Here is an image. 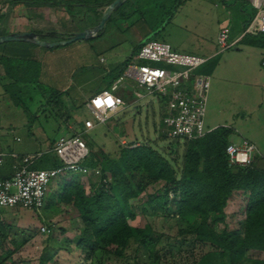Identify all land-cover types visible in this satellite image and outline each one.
Instances as JSON below:
<instances>
[{"label":"rangeland","instance_id":"1","mask_svg":"<svg viewBox=\"0 0 264 264\" xmlns=\"http://www.w3.org/2000/svg\"><path fill=\"white\" fill-rule=\"evenodd\" d=\"M101 9L78 4L71 14H76L79 22L66 19L65 25H68L65 30L74 32L91 27L98 14H102ZM250 11V7H245L244 14L239 12L235 0H185L174 12L166 9L158 12L149 10L131 13L123 18L121 14H117L96 36L88 40L56 47L27 42H16L24 44L22 46L25 49L18 47L4 50L2 46L0 56L3 58L38 61L40 74L38 79L34 74H29L30 82H19L18 85L23 87L19 88L11 84L12 79L6 71V64L9 62L5 63L1 59L0 134L8 133L6 141L12 149L27 147L43 151V156L35 163L36 168L45 167V162L57 161L49 148L52 139L58 138L59 126L60 129L66 128V134H80L90 153L96 156L93 157L95 160H101L107 154L109 157L116 156L121 146L147 144L163 155L179 175L181 157L185 150L183 141L176 142L161 135V115L164 108L151 95L137 98L132 91L124 90L130 95H127L129 102L123 110L111 116L107 122L97 124L94 129L80 132L82 122L86 118H93L84 104L98 85L102 84L101 80L106 72L118 69L132 52L135 54V49L137 52L147 40L155 39L168 42L179 52L208 58L205 65L197 70L198 73L210 76L205 129L206 126H226L232 130L228 138L230 142L237 144L245 137L264 151V67L260 64L264 56V34L252 31L242 37L240 22ZM170 13L172 16L167 18ZM224 25L230 30L227 40L229 46L221 50L216 44V36L218 29ZM8 43L13 42L1 44ZM45 60L52 61L50 68L44 66L47 64L43 63ZM15 65L18 76H23L26 66L21 63ZM47 70L61 74L49 76ZM104 79L106 81L107 77ZM138 93L143 94L140 90ZM13 136H18L20 141H13ZM258 166L264 167V161H260ZM76 178L84 184L87 194L97 192L94 186L98 181L97 176L77 175ZM63 180L53 181L49 193L55 194L58 190L57 183ZM132 181L141 190L137 197L129 200L135 217L128 222L135 227L151 225L152 238L156 240L155 248L162 249L161 257L150 261L146 259V254L140 252L139 264H196L202 256L208 255L211 249L209 246L192 245L189 243L192 235L178 233L180 227L187 226L188 221L172 217L169 207L174 206L177 196L170 194L169 206L164 209L155 207L157 203L147 204L152 196L162 193L165 183H146L142 177H134ZM248 197V190H233L223 209L224 219L215 223L214 229L237 230L243 236ZM0 217L4 224L12 226H6L8 238L0 241V258L7 249L13 248L11 240H26L11 255L14 264L123 262V259L111 255L103 257L101 252L91 259H85L84 253L74 247L75 240L81 233L82 223L76 219L77 216L70 207L63 203L57 205L54 201L45 200L40 211L16 206L0 208ZM178 220L181 222L179 225ZM41 226H47L48 232L42 233ZM33 231H36V235ZM184 235L189 242L179 243V238ZM55 248L59 251L51 259H45V252L50 254ZM133 250L132 246L126 251L130 260L134 255ZM249 253L238 263L254 264L253 260L264 262V257L261 256V260L252 251ZM207 260L216 263L219 258L210 254Z\"/></svg>","mask_w":264,"mask_h":264},{"label":"trees","instance_id":"2","mask_svg":"<svg viewBox=\"0 0 264 264\" xmlns=\"http://www.w3.org/2000/svg\"><path fill=\"white\" fill-rule=\"evenodd\" d=\"M112 1L100 0L86 5L103 9ZM184 1L126 0L110 14L105 25L117 14H121L123 18L130 16L131 13L149 10L158 12L166 9L169 12L170 10L174 12ZM235 2L238 3V11L242 14L245 13V7L251 9L241 22V28L244 29L250 22L254 9L248 4L247 0H235ZM52 3L64 5L69 10L74 6L70 2L52 1ZM100 16L101 14H98L91 27L99 22ZM171 16L172 14L167 18ZM73 19L79 22L77 17ZM2 34L0 33V35ZM37 34L40 39L48 42L66 37V35L55 31ZM242 37L244 38L245 35ZM5 45L0 44V47ZM134 52L136 54V49ZM135 54L132 52L125 62ZM1 59L5 63L9 62V64H6V71L12 79L11 84L23 88L18 83L30 82L29 74H34L38 79L40 74L38 61L30 59L13 61L0 56V61ZM130 61L126 64L125 62L122 63L116 70L110 69V72H106L101 80L103 81L102 84L98 85L94 94L103 89H109ZM16 63L24 64L27 68L21 77L18 76L17 68L14 66ZM105 77H107L106 81H104ZM117 93L123 95L124 99L129 102L127 95L130 94L125 93L124 90ZM81 127L83 128V122ZM231 133L230 128L218 126L207 131L201 137L183 140L185 150L181 157L182 165L178 170L179 175L176 174L177 171L163 155L147 144L121 146L116 156L109 157L107 154L101 160H95L93 157L96 156L90 153L89 150V155L82 164L89 168L97 167L100 169L97 176L98 181L94 185L97 192L92 195L87 194L86 187L77 180V175L66 174L62 178L64 180L57 183V192L55 194L47 193L46 201H54L57 205L62 203L68 205L74 215L80 219L82 229L75 240L74 247L84 253L85 259H91L98 252H101L103 257L111 255L123 259L122 264H139L140 252L146 254V259L150 261L152 258L161 257L162 249L156 250L155 248L156 240L152 238L151 225L145 224L142 227H135L128 222V220H133L135 217L129 200L137 197L141 190V188L135 187L132 180L134 177H142V180L146 183L147 181H162L165 183L162 193L152 196L147 204L157 203L158 205L155 207L164 209L169 206L170 194L178 197L174 201V206L169 207L172 211V217L179 220L187 219L188 221L187 226L180 227L178 233L193 236L190 242L185 238V235L179 238L178 242H189L192 245L209 246L211 248L208 255L202 256L196 264H239L238 262L244 259L250 250L264 251V167L258 166V163L264 161V158L254 156L252 163L248 166H229L225 147L229 143L228 138ZM67 135L72 136L74 134ZM161 135L166 137L164 134ZM55 140H52L51 148ZM175 141L179 142V140ZM42 156L43 154L38 159ZM38 159L33 162L32 168H36L35 163ZM56 160V162L52 161L51 163L45 162L43 165L45 167L39 168L57 167L60 165V161ZM236 189L249 191L245 208L246 217L243 236H240L237 230L228 231L223 228L216 231L213 227L215 223L223 221V209L226 206L227 199L232 191ZM1 220L0 217V241L8 238L6 226L12 227L9 224H4ZM179 220L177 221L178 225L181 224ZM33 234L35 235L36 231H33ZM25 241V239L17 242L11 240L13 248L4 252V256L0 258V264H14L11 255L23 246ZM132 246L134 247V255L130 260L126 251ZM57 251L59 250L55 248L50 254L45 252V259H51ZM210 254L219 258V261L216 263L206 261L207 256ZM253 263L264 264L263 261L258 262L257 260H253ZM42 264L47 263L42 262Z\"/></svg>","mask_w":264,"mask_h":264},{"label":"built area","instance_id":"3","mask_svg":"<svg viewBox=\"0 0 264 264\" xmlns=\"http://www.w3.org/2000/svg\"><path fill=\"white\" fill-rule=\"evenodd\" d=\"M254 14L243 29L242 36L256 32L264 33V0H247ZM229 28L222 26L216 36V44L227 48ZM206 57L182 53L163 40L149 39L138 49L133 59L125 66L122 74L110 85L93 94L86 104L92 115L83 121L82 132L103 124L125 108L128 102L117 92L129 90L135 97H155L162 104L161 134L174 140H189L203 136L210 76L197 70L207 62ZM264 67V58L261 60ZM138 90L143 94L138 93ZM137 97V98H138ZM52 152L60 161L57 167L32 168L33 162L42 153L22 156L11 154V173L0 177V208L22 207L40 211L45 205L53 181L61 180L66 174L98 176L99 168H89L82 162L89 155V148L80 134H61L55 140ZM229 166H248L254 156L264 158V151L254 143L242 139L240 143H228L225 147ZM4 154L0 149V164ZM42 233L48 232L41 226Z\"/></svg>","mask_w":264,"mask_h":264},{"label":"crops","instance_id":"4","mask_svg":"<svg viewBox=\"0 0 264 264\" xmlns=\"http://www.w3.org/2000/svg\"><path fill=\"white\" fill-rule=\"evenodd\" d=\"M52 1L70 2V3H73L74 6H73V8H71L69 10L64 5L53 4ZM97 1H100V0H0V33L6 34V33L22 32V31H26V32L31 31V32H35V33H40V32H46V31H55V32L62 33L64 35L69 34V33H72V31L65 30L66 26L68 25V23H67V25H65L66 21H67L66 19H68V18L73 19L74 17L78 18V16L76 14H71L73 12V9L77 8L78 4H82V6H85L87 3H96ZM101 11H103V10L101 9L100 13H102ZM241 22H240V25H242ZM16 45H19V46H16ZM22 45H24V44H19L16 42L8 43L5 46H3V49L4 50H7V49L13 50V49H17L18 47H23ZM23 49H25V47H23ZM26 49L28 50L29 47ZM263 58H264V56L262 57V59ZM1 62L2 61H0V68H1ZM43 63H47L44 66L46 68H48V67L50 68L49 64L52 63V61L45 60V62H43ZM16 64H18V63H16ZM260 64H261V62H260ZM15 66L17 68V65H15ZM47 71L48 72H46V73L49 76H52L54 73L57 72V71H55L53 73V71H51V72H50V70H47ZM42 73L45 74L44 71ZM60 74L61 73H56L57 76H59ZM92 94H94V93H92ZM88 99L86 101H88ZM86 104H87V102L84 104L85 107H86ZM214 128H216V127L215 126H213V127L206 126L207 131L214 129ZM65 129H66L65 127L60 129L58 126L57 127L58 136L61 134H64ZM7 135H8V133L4 134V135L0 134V149L4 154L3 161L0 164V176H6V175L11 173V165L13 162L11 154H17L18 156H22V155H26V154H32V153L39 152V150L34 151V150L28 149L27 147H24L23 149H19V150L12 149L11 147H8V145H7L8 143L6 141ZM12 138H13V141H16V142L20 141V138L18 136H13ZM55 138H54V140H55ZM243 139H246V140L252 142L248 138L243 137ZM229 143H230V141H229ZM252 143H254V142H252ZM49 151L51 153H53L51 145H50ZM40 152H43V151H40ZM76 219H78L79 222H81L78 217H76ZM251 251L255 255L256 254L258 255V259H261V260L263 259L262 257H264L263 256L264 251L250 250L249 252H251ZM249 252H248V254H250Z\"/></svg>","mask_w":264,"mask_h":264},{"label":"water","instance_id":"5","mask_svg":"<svg viewBox=\"0 0 264 264\" xmlns=\"http://www.w3.org/2000/svg\"><path fill=\"white\" fill-rule=\"evenodd\" d=\"M126 0H113L107 6H105L99 22L92 27H87L83 30H78L72 32L70 35L66 36L65 38L53 42H48L40 39L39 35L35 32H12L0 35V44L6 42H28L32 44L41 45L44 47H55V46H63L70 44L72 42L81 41V40H88L98 31L103 29L106 21L108 20L110 14L117 10L119 6H121Z\"/></svg>","mask_w":264,"mask_h":264}]
</instances>
